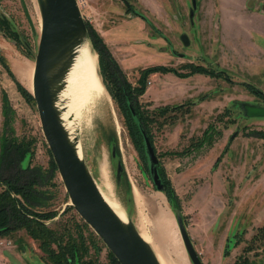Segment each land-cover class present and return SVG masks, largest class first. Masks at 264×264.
I'll return each instance as SVG.
<instances>
[{"label":"rangeland","instance_id":"rangeland-1","mask_svg":"<svg viewBox=\"0 0 264 264\" xmlns=\"http://www.w3.org/2000/svg\"><path fill=\"white\" fill-rule=\"evenodd\" d=\"M128 1L153 26L129 12L122 0H87L82 15L102 37L130 84H136L141 69L157 64L188 73L192 63L224 71L227 76L155 72L148 76L145 92L138 97L148 109L185 104L184 113L173 124L158 125L156 121L151 134L195 249L204 264H234L241 255L250 264H264V244L259 239L250 242L257 228L264 227V137L256 135L264 133V117L249 116L244 108L246 104L263 105L251 86L264 92V0H236L234 5H226L225 0H195V6L193 0ZM0 17L10 22L26 43H16L0 30V57L13 74L0 60V160L4 137L21 144L26 154L21 162L17 158L8 165L6 161L0 164V181L15 174L21 165H28L37 178L36 193L27 202L30 207L34 211L55 210L58 214L53 220L60 227L78 223L87 243L90 237L97 238L96 248H90L85 258L108 264L109 249L87 223L88 227L82 226L85 221L67 205L70 199L44 138L35 101L25 99L16 84L18 81L28 92L32 89L41 31L38 0H0ZM182 34L187 35V44L181 40ZM88 42L93 49L90 39ZM93 52L104 87L103 99L67 106L69 114L64 117L74 131L72 136L96 184L105 191L104 183H110L111 196L138 231L149 236L155 251L168 264H192L175 209L166 194L154 187L102 77L99 56ZM221 114L224 116L219 120ZM210 124L220 134L214 133L211 144L192 147L191 142ZM118 161L123 167L119 179ZM234 175L236 179H232ZM1 182L0 191L4 188ZM233 235L240 237V242L224 255L226 239ZM0 240L8 264H50L38 242L24 229ZM247 245L252 246L250 251H244Z\"/></svg>","mask_w":264,"mask_h":264},{"label":"water","instance_id":"water-1","mask_svg":"<svg viewBox=\"0 0 264 264\" xmlns=\"http://www.w3.org/2000/svg\"><path fill=\"white\" fill-rule=\"evenodd\" d=\"M123 1L130 6L127 0ZM38 5L41 31L30 92L37 107L44 138L70 199L67 205L73 207L102 239L119 264H161L152 246L142 238L134 223L129 218L124 221L106 202L86 161L78 153L75 137L66 129L62 120L59 94L65 86L66 74L76 47L89 39L86 21L77 1L38 0ZM181 40L187 44V35L182 34ZM244 108L249 116H264L263 107L246 104ZM234 135H231V139ZM144 142L151 180L157 190L163 191V182L158 173L159 159L146 134ZM122 169L118 161L117 179ZM175 216L191 263L204 264L180 210H175Z\"/></svg>","mask_w":264,"mask_h":264},{"label":"trees","instance_id":"trees-1","mask_svg":"<svg viewBox=\"0 0 264 264\" xmlns=\"http://www.w3.org/2000/svg\"><path fill=\"white\" fill-rule=\"evenodd\" d=\"M86 25L91 45L99 56L100 68L103 67L104 70H109L111 74L112 82L111 84L106 85L118 103L124 118V124L126 125L135 148L140 154L141 160L149 170L148 159L145 153L144 134H146L151 143H153L151 134L152 124L156 121H158V125H163L165 123L173 124L176 119L184 113V110L182 109L185 104L183 103L172 106L162 105L153 109L143 107V105L139 102L138 97L145 92L148 76L155 72H173L180 76H187L192 73L215 74L216 76H223L225 78H227V76L224 71H212L203 65H194L192 63L188 64V66L191 67L190 72L188 73H179L171 67L156 65L141 69V78L138 79L137 85L133 86L121 74L119 65L110 54L102 37L89 25L88 22H86ZM0 30L4 35L14 39L16 43L19 42L24 45L26 44L25 42H22L19 32L13 29V27H11V23L4 17H0ZM0 60L12 76L13 74L11 73L7 63L2 57H0ZM104 70H102V72ZM16 84L22 96L28 101H31L33 99L31 93L28 92V90L18 81H16ZM247 85L251 86L249 84ZM251 88L256 95H259L261 92L258 88H254L252 86ZM4 105L3 113L4 116H6L7 101H4ZM132 109H134V115L132 113ZM227 111L228 109H225V115L228 114ZM223 116V114L219 115L218 119L221 120ZM214 133L220 134V131L216 132L214 125L210 124L204 129L202 136L199 139H195L190 145L192 147L199 148L205 143L211 144ZM256 135L264 137V133L261 131L256 132ZM21 148V144L15 143L13 139L11 141V139L4 137L3 153L0 164L2 165L6 161L8 165L11 159L15 161L17 158L18 162L25 160V149ZM185 152L186 150L180 153L185 154ZM174 153L178 154L177 152ZM220 159L221 158L219 157L216 160L215 165ZM158 173L163 182V192L168 197L170 204L175 210H180L175 191L160 164L158 166ZM2 180L3 182H0L4 185V188L0 191V237L10 235L17 230L24 229L30 237L38 242L39 248L43 253V258L47 263L101 264L96 258H85L89 254L90 248H96V237H90L87 243V238L83 235L82 228L78 223L73 226L68 224L60 227L59 223L53 220V218L58 214L55 210L34 211L27 203L36 193L35 184L37 182V178L33 169H31L28 165H21L16 170L15 174L6 176L2 178ZM183 219L185 220L184 216ZM49 220H51V222L49 224L46 223ZM82 226L88 227L86 223H82ZM259 231H261V233H259ZM257 239L261 240L264 244L263 226L257 228V232L250 239L251 244ZM239 242L240 237L237 235L227 237L223 254L227 255L229 249L232 246H236ZM251 249L252 246H248L244 249V251H250ZM108 257V264H119L111 252H109ZM234 264H250V261L246 256L241 255L237 257Z\"/></svg>","mask_w":264,"mask_h":264},{"label":"bare ground","instance_id":"bare-ground-1","mask_svg":"<svg viewBox=\"0 0 264 264\" xmlns=\"http://www.w3.org/2000/svg\"><path fill=\"white\" fill-rule=\"evenodd\" d=\"M95 55L96 54L90 47L88 40L83 41L76 47L72 63L66 74L65 86L59 94V102L62 105V120L66 129H68L71 135L74 131L72 130V128H70L68 122H66V119L64 117V114L66 115L67 113V106H69L71 103L75 105H84L85 103L100 101L103 99L102 93L104 92V87L98 74ZM78 153L82 157L81 147L79 145ZM104 174V169L101 166L100 176L103 178L105 176ZM104 185L106 189L105 191L98 186L100 192L102 193V196L110 205V207L116 212V214H118L120 218L126 221L127 218L125 213L123 212L118 202L110 194L111 186L109 187L106 183H104ZM139 232L142 238L150 243L149 236L145 232ZM152 248L159 262L161 264H168L163 256L155 251L153 246Z\"/></svg>","mask_w":264,"mask_h":264},{"label":"flooded vegetation","instance_id":"flooded-vegetation-1","mask_svg":"<svg viewBox=\"0 0 264 264\" xmlns=\"http://www.w3.org/2000/svg\"><path fill=\"white\" fill-rule=\"evenodd\" d=\"M123 1V0H122ZM128 1V0H127ZM124 2V1H123ZM128 3H129V1H128ZM124 4L126 5V7H127V9H128V11L129 12H133L134 14H136L137 16H140L143 20H145L150 26H153L147 19H146V17H144L143 15H141L140 13H138L137 12V10L136 9H134V7H133V5H131L130 3H129V7H128V5L124 2ZM160 35H161V33H160ZM135 50V49H134ZM157 65H162V64H157ZM152 66H156V65H152ZM152 66H148V67H152ZM162 66H165V65H162ZM145 68H147V67H145ZM144 69V68H143ZM102 70H104L103 69V67L101 68V72H102ZM102 77H103V79H104V81H105V83L106 84H111V82H112V78H111V74H110V72H109V70H104L103 72H102ZM141 78V76H140V73H139V76H138V78H137V81H136V84L134 85V86H136L137 85V83H138V79H140ZM261 91V90H260ZM258 97H260L261 98V100L263 101V105H254V106H259V107H263L264 108V92H260L259 93V95H257ZM132 113H133V115H134V109H132ZM245 113H246V109H245ZM247 114V113H246ZM248 115V114H247ZM258 117H264V116H258Z\"/></svg>","mask_w":264,"mask_h":264},{"label":"crops","instance_id":"crops-1","mask_svg":"<svg viewBox=\"0 0 264 264\" xmlns=\"http://www.w3.org/2000/svg\"><path fill=\"white\" fill-rule=\"evenodd\" d=\"M224 3L226 4V5H234L235 3H236V0H225L224 1ZM264 12V11H263ZM254 14H257L258 16H260V14L259 13H254ZM234 178H232V179H236L235 178V175L233 176ZM237 188H238V186L237 187H235V191L237 190ZM262 218H260V216H259V224H261L262 223ZM226 239V238H225ZM1 241V240H0ZM3 242V241H2ZM224 243H225V241H223L222 240V243H221V246L220 247H222L221 248V251L223 250V247H224ZM0 264H8V262H7V257H6V252L3 250V248L2 247H0Z\"/></svg>","mask_w":264,"mask_h":264},{"label":"built area","instance_id":"built-area-1","mask_svg":"<svg viewBox=\"0 0 264 264\" xmlns=\"http://www.w3.org/2000/svg\"><path fill=\"white\" fill-rule=\"evenodd\" d=\"M76 1L82 13L86 8L87 0H76ZM8 243H10V241H8Z\"/></svg>","mask_w":264,"mask_h":264}]
</instances>
